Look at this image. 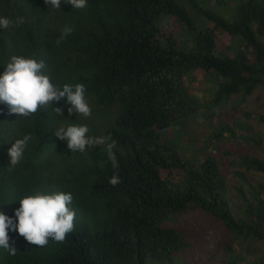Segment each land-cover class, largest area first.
I'll use <instances>...</instances> for the list:
<instances>
[{"label":"trees","instance_id":"1","mask_svg":"<svg viewBox=\"0 0 264 264\" xmlns=\"http://www.w3.org/2000/svg\"><path fill=\"white\" fill-rule=\"evenodd\" d=\"M180 1L87 0L75 9L62 0L57 10L45 0H0V17L25 20L0 28V75L12 56L43 60L55 85L83 84L92 108L87 118L70 114L63 98L25 118L0 103V212L14 218L20 199L38 190L71 193L76 212L64 243L37 247L9 231L18 251L12 256L0 248V264H177L189 245L173 220L193 208L218 220L225 237L264 243V185L249 175L264 174V161L247 156L237 167L249 194L238 189L233 213L215 161L191 164L162 138L198 110L182 91L190 71L218 77L215 101L264 90V0H248L231 21L199 8L197 0ZM189 5L209 26L193 24ZM163 18L184 27L182 47L171 29L160 28ZM65 27L73 29L67 36ZM114 106L120 112L112 124L107 107ZM70 124L87 125L94 137L111 136L118 169L106 145L71 152L54 135ZM29 134L23 159L10 171L7 150ZM113 174L121 178L115 187ZM227 251L228 264H235Z\"/></svg>","mask_w":264,"mask_h":264},{"label":"rangeland","instance_id":"2","mask_svg":"<svg viewBox=\"0 0 264 264\" xmlns=\"http://www.w3.org/2000/svg\"><path fill=\"white\" fill-rule=\"evenodd\" d=\"M247 1L197 0V5L231 21L236 20V12ZM175 2L181 3L180 0ZM190 6L187 8L193 24L198 28L209 26L208 19L201 17L197 12L198 8ZM159 26L162 31L171 29L174 32L178 47L185 44L186 32L183 26L179 27L167 18L161 19ZM231 42L232 39L230 45ZM217 78L213 74L200 71H190L186 75L182 91L198 102V110L181 125L163 131L162 138L173 143L179 155L191 164L199 165L206 158L215 161L225 180L226 197L229 199L231 211L235 213V206L240 203L238 189L243 190L246 196L249 194L247 183L238 179L239 173H235L237 167L247 156L264 161V90H256L249 98L237 95L215 101L219 84ZM119 112L118 106L107 107V122L113 124ZM249 175L251 183L255 180L264 185V174L256 173L252 175L254 177ZM234 216L245 220V216ZM173 222L174 229L183 235L189 245L187 250L180 254L181 260H178L177 264H228L230 260L227 254L224 256L222 253L226 247L230 249V252H227L234 256L232 262L235 264L263 262V242L236 239L231 234L225 237L226 231L222 224L198 209L187 210Z\"/></svg>","mask_w":264,"mask_h":264},{"label":"clouds","instance_id":"3","mask_svg":"<svg viewBox=\"0 0 264 264\" xmlns=\"http://www.w3.org/2000/svg\"><path fill=\"white\" fill-rule=\"evenodd\" d=\"M45 3L60 10L62 0H45ZM72 8L83 9L87 6V0H63ZM25 22L23 17L12 20L8 17H0V28L8 29ZM73 29L65 27L62 35H69ZM46 65L43 60L12 56L6 64L5 71L0 75V103L8 106L11 114L21 117H30L41 112V109L60 102L66 98L70 105L68 112H75L83 117H90V107L83 84H64L59 87L52 82L50 75L45 74ZM57 116L63 114L59 107L54 108ZM87 125L70 124L55 129L54 135L59 140H66L67 147L71 152L84 153L96 146H105L111 160L112 167L118 169L113 148L116 142L111 136L94 137L89 135ZM31 140V135H25L17 139L7 150L9 158V170L14 169L23 159L24 152ZM111 141V142H109ZM113 187L121 183L117 174L109 179ZM73 196L63 191L47 192L36 191L34 195H27L20 199V207L15 210V215L9 217L0 212V248L8 251L9 255L15 256L17 248L10 244L9 231L17 232L30 244L37 247H46L49 240L64 243L69 234L75 230L76 212L71 208Z\"/></svg>","mask_w":264,"mask_h":264}]
</instances>
